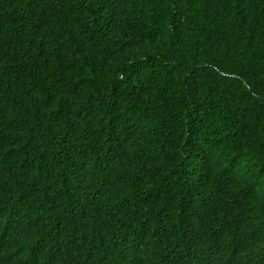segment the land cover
<instances>
[{"label":"trees","instance_id":"obj_1","mask_svg":"<svg viewBox=\"0 0 264 264\" xmlns=\"http://www.w3.org/2000/svg\"><path fill=\"white\" fill-rule=\"evenodd\" d=\"M0 264H264V0H0Z\"/></svg>","mask_w":264,"mask_h":264}]
</instances>
